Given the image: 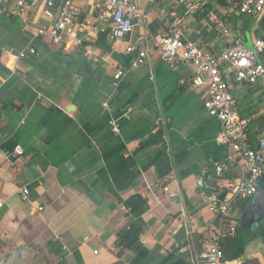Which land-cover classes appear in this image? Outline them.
<instances>
[{
	"label": "crops",
	"instance_id": "0c3cea01",
	"mask_svg": "<svg viewBox=\"0 0 264 264\" xmlns=\"http://www.w3.org/2000/svg\"><path fill=\"white\" fill-rule=\"evenodd\" d=\"M133 1L145 18L134 20L125 41L113 42L108 23L94 26L91 0H73L80 17L70 38L82 43L66 48L35 36L36 25L47 24L39 10L28 25L0 15V241L6 247L31 250L47 264H197L201 242L216 237L219 219L207 204L224 194L223 181L240 178L241 165L227 161L229 149L216 142L220 123L203 107L205 85L195 86L187 65L169 67L159 58L161 34L180 9L172 0ZM202 1L246 48L264 42V15H237L226 0ZM205 12L185 19L183 38L218 57L231 43ZM128 45L137 50L126 55ZM142 49L143 63L133 66ZM259 61L264 65V53ZM221 70L255 147L264 129L260 84H237L226 65ZM15 149L21 154L13 155ZM200 181L214 184L216 194L206 198ZM259 183L264 187V171ZM152 185L160 190L150 191ZM22 189L28 202L19 197ZM249 201L236 200L230 209L228 221L245 246L228 264H264V218Z\"/></svg>",
	"mask_w": 264,
	"mask_h": 264
},
{
	"label": "built area",
	"instance_id": "2783aa9c",
	"mask_svg": "<svg viewBox=\"0 0 264 264\" xmlns=\"http://www.w3.org/2000/svg\"><path fill=\"white\" fill-rule=\"evenodd\" d=\"M97 29L102 24H109L108 36L113 42L125 41L133 32L134 20L137 17L145 18L133 0H91ZM174 6L181 11V16L174 14L166 23V28L161 34L157 44L159 58L169 67L183 63L190 67L197 81L195 86L205 85L207 96L203 107L210 117L220 123L219 134L216 142L229 149L227 161L238 160L243 174L234 181H223L224 198L222 201L213 200L207 204V210L219 219L216 237L203 240L196 256L197 264H228L223 257L218 241L225 235H234L236 224L230 222V209L236 200H248L256 191L264 171V129L260 132L256 146L252 147L247 134V121L240 118L234 107V99L229 86L223 78L221 65H226L233 73L237 84H260L261 99L264 108V66L259 61V55L264 53V42L257 40L253 48H246L231 32L222 28L217 16L206 9L202 0H172ZM232 13L237 15H264V0H226ZM40 11L47 24L36 25L34 34L41 39L57 46L66 48L69 43L81 45L78 39L70 38V26L80 17V10L74 5L73 0H0V15L21 18L28 25L31 14ZM205 10V18L217 23L224 37L230 40V45L218 57L187 42L183 38L185 19ZM142 40L136 42L140 44ZM137 50V46L128 45L125 54L130 55ZM27 53H34L30 49ZM26 52H20L19 57H24ZM86 54H88L86 52ZM146 57L145 50H139L133 66L143 63ZM120 73L116 75L118 78ZM112 132L118 133L116 122L110 123ZM21 151L14 150L13 155H20ZM224 164L215 167V174L221 177ZM150 191L160 190L159 185L149 187ZM167 191L166 188H162ZM19 197L23 202H28V190L22 189ZM42 207L35 211L41 212Z\"/></svg>",
	"mask_w": 264,
	"mask_h": 264
},
{
	"label": "trees",
	"instance_id": "16d2710c",
	"mask_svg": "<svg viewBox=\"0 0 264 264\" xmlns=\"http://www.w3.org/2000/svg\"><path fill=\"white\" fill-rule=\"evenodd\" d=\"M219 2L224 3L225 0H218ZM264 66V65H263ZM219 247L222 250L223 257L225 261L231 262L238 260L244 252L245 242L238 235H232L220 238L218 241ZM6 247L4 243L0 241V264H8L11 260H14L13 263H20V260L24 256L23 254L28 253L34 259H39L42 264H44V259L35 255L33 251H24L20 248L10 249V251L4 253L3 250Z\"/></svg>",
	"mask_w": 264,
	"mask_h": 264
},
{
	"label": "water",
	"instance_id": "95a60500",
	"mask_svg": "<svg viewBox=\"0 0 264 264\" xmlns=\"http://www.w3.org/2000/svg\"><path fill=\"white\" fill-rule=\"evenodd\" d=\"M197 188L201 191V193L206 198H210L212 197V195L216 194L214 184L211 186H208L205 184V182L200 181L197 184ZM223 198H224L223 193L218 196L219 201H222ZM248 208L254 211L260 219L264 218V187L262 184L260 183L258 184L255 193L250 198Z\"/></svg>",
	"mask_w": 264,
	"mask_h": 264
},
{
	"label": "rangeland",
	"instance_id": "374dc122",
	"mask_svg": "<svg viewBox=\"0 0 264 264\" xmlns=\"http://www.w3.org/2000/svg\"><path fill=\"white\" fill-rule=\"evenodd\" d=\"M10 251V248L8 247H5L3 252L6 253ZM24 256L22 257V259L20 260V263L19 264H42V262L38 259H34V257H32L31 255H29L28 253L26 254H23ZM14 260H11L10 263L8 264H17L16 262L13 263ZM44 264H47L44 262Z\"/></svg>",
	"mask_w": 264,
	"mask_h": 264
}]
</instances>
